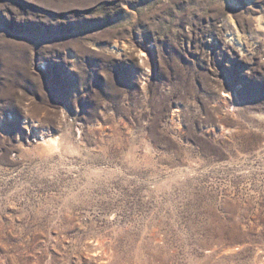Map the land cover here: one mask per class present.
Wrapping results in <instances>:
<instances>
[{"label":"rangeland","instance_id":"obj_1","mask_svg":"<svg viewBox=\"0 0 264 264\" xmlns=\"http://www.w3.org/2000/svg\"><path fill=\"white\" fill-rule=\"evenodd\" d=\"M0 264H264V0H0Z\"/></svg>","mask_w":264,"mask_h":264},{"label":"bare ground","instance_id":"obj_2","mask_svg":"<svg viewBox=\"0 0 264 264\" xmlns=\"http://www.w3.org/2000/svg\"><path fill=\"white\" fill-rule=\"evenodd\" d=\"M52 141V140H51ZM47 143H48V141H47Z\"/></svg>","mask_w":264,"mask_h":264}]
</instances>
